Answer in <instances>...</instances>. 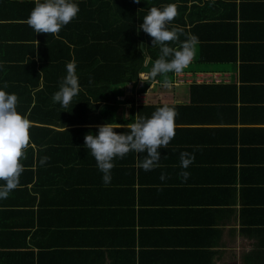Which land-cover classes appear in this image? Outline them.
Instances as JSON below:
<instances>
[{
  "label": "crops",
  "instance_id": "1",
  "mask_svg": "<svg viewBox=\"0 0 264 264\" xmlns=\"http://www.w3.org/2000/svg\"><path fill=\"white\" fill-rule=\"evenodd\" d=\"M35 2L0 0V87L28 106L17 108L35 126L19 186L0 199V264H264V0L191 4L179 36L197 37L194 56L167 74L169 85L151 75L147 56L148 69L112 92L81 87L70 124L59 117L72 102L28 91L19 75L44 35L27 23ZM163 104L177 114L160 167L145 171L144 154L130 151L115 158L106 185L84 135ZM181 152L194 156L187 168Z\"/></svg>",
  "mask_w": 264,
  "mask_h": 264
},
{
  "label": "clouds",
  "instance_id": "2",
  "mask_svg": "<svg viewBox=\"0 0 264 264\" xmlns=\"http://www.w3.org/2000/svg\"><path fill=\"white\" fill-rule=\"evenodd\" d=\"M137 3L140 0H136ZM80 12L78 0H36L27 18L28 25L35 33H58ZM177 15L175 3L162 6L152 5L142 17L137 32L143 30L152 39V46L158 45L160 52L153 63L151 75H164V85H169L167 74L182 72L191 62L195 52L197 37L192 36L173 47L168 42L178 41L180 28L171 26ZM138 48L141 45H137ZM144 52V50H143ZM66 74L61 78L58 90L53 94V102L67 108L73 98L81 90L77 74L76 61L66 63ZM18 96L6 91V85L0 87V199H6L20 183L24 170L21 158L30 141V119L20 113L17 108ZM176 109L168 104L157 107L150 116H137L128 124L117 123L115 119L97 125L95 131L84 135V147L91 151L97 168L103 173L102 180L107 185L112 179L115 158H123L130 151L137 155L144 154L138 161L145 171L160 167L161 148H166L175 136ZM128 117L127 114L125 118ZM133 117V116H131ZM130 118V117H129ZM124 128V131L116 129ZM50 157L43 156L39 160L44 165ZM194 156L188 152L180 153L182 168L192 163ZM187 178L189 173L183 172ZM165 174H161V179Z\"/></svg>",
  "mask_w": 264,
  "mask_h": 264
},
{
  "label": "trees",
  "instance_id": "3",
  "mask_svg": "<svg viewBox=\"0 0 264 264\" xmlns=\"http://www.w3.org/2000/svg\"><path fill=\"white\" fill-rule=\"evenodd\" d=\"M78 2L80 12L77 17L57 34H40L37 45L31 46V52L36 58L26 64L23 63V67H20L21 62L17 63L18 66L15 68L22 69L19 75H25L26 80L31 83L28 91L34 90L36 86L37 95L45 97V94H54L58 90L61 78L66 74V63L75 60L81 87L88 86V92L91 88L93 91L102 89L112 92L114 88L139 78L140 73L148 69V64L145 63L147 56L153 61L159 55V46H152L153 38L143 30L137 32L142 17L147 14L150 6L159 7L175 3L177 15L171 21V26L182 30L180 24L182 13L186 12L191 4L198 6V0H140L139 3L136 0H78ZM181 38L182 36H179L178 41L168 43L175 47L182 42ZM138 44L141 45L140 48L137 47ZM38 62L39 66L36 65ZM41 77L44 80L43 88L38 89ZM54 79L57 82H54ZM22 87L18 85L14 90L19 92ZM79 93L87 92L81 89ZM86 98L84 101L91 100L90 97ZM17 107L24 114L28 108L20 102ZM31 109L37 110L38 106L35 105ZM72 110L74 98L68 113H63L59 117L60 124L72 122L70 120ZM29 117L32 120L38 119L33 114ZM49 121L55 122L54 118ZM33 128L35 126L31 125L30 129Z\"/></svg>",
  "mask_w": 264,
  "mask_h": 264
}]
</instances>
